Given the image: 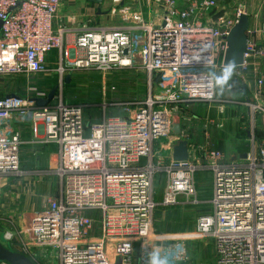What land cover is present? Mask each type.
I'll list each match as a JSON object with an SVG mask.
<instances>
[{
  "label": "built area",
  "instance_id": "1",
  "mask_svg": "<svg viewBox=\"0 0 264 264\" xmlns=\"http://www.w3.org/2000/svg\"><path fill=\"white\" fill-rule=\"evenodd\" d=\"M153 1L163 10L159 24L136 16L131 23L89 27L71 49L65 29L54 26L61 0H0L1 74L46 73L49 54L58 51L60 82L75 68L139 65L159 89L138 105L127 102L124 116L104 114L95 121L85 119L82 105L63 98L39 105L49 92L36 87L27 96L0 97V177L21 174L24 142L16 121L28 122L34 139L43 135V143L59 147V194L47 198L24 231L13 233L0 224L7 241L2 243L35 264H55L54 259L57 264H148L150 250L170 264L184 259L181 243L162 245L154 234L155 174L165 173L163 204L173 205L196 196L195 173L203 168L212 173V196L208 212L198 216V236L215 241L217 264H264V141L242 162L227 159L208 142L188 147L185 160L173 157L174 145L185 140L172 134L173 117L194 104L216 101L209 74L223 66L227 37L246 6L232 17L219 8V0ZM247 49L264 57V42L248 39ZM249 55L241 65L245 70ZM257 83L261 93L264 82ZM161 138L168 155L154 152ZM2 220L11 219L0 215Z\"/></svg>",
  "mask_w": 264,
  "mask_h": 264
},
{
  "label": "rangeland",
  "instance_id": "2",
  "mask_svg": "<svg viewBox=\"0 0 264 264\" xmlns=\"http://www.w3.org/2000/svg\"><path fill=\"white\" fill-rule=\"evenodd\" d=\"M179 2L184 4L186 1ZM246 4L247 0H219V8H224V5L229 6L232 10V13H230L232 17L240 5L246 6ZM53 52L55 58L49 61L48 72L31 75L7 73V76L2 79L0 84L4 85L6 92L23 96H27L29 90L33 87L48 92L51 88L57 87L54 95L55 99L52 103H58V99L63 98V101L82 105L87 121L100 120L104 117V114L107 116H124L126 114L124 106L127 102L138 105L135 102L146 101L150 96H155L159 93L155 80L139 65L114 69L112 71H98L94 68H75L72 71H68L60 82L59 72L57 71L60 54L58 51ZM67 76H70L69 82L66 81ZM224 93L226 97L230 96V91L227 88L224 89ZM236 96L238 95L236 94ZM214 103L216 104V102H212V104ZM207 105L198 107L197 104H194L184 108L182 113L178 114L180 127L186 140L189 139L192 142V146L205 145L208 142L211 144L209 147L220 149L209 139L204 141L203 136L207 137L202 132V121L198 122L196 120V115L203 114ZM248 121L250 122L251 120L249 119ZM246 126L251 130L250 124ZM236 128L233 132H235ZM229 129L231 130V127ZM162 143H166L165 138L156 140L154 152L161 151L162 154L168 155V151L161 150ZM226 145L232 147L230 141H226ZM37 154L38 152L32 151L29 146H24L20 150V170L27 169L30 171L34 168L36 169L35 156ZM156 160L157 158H155ZM239 161L242 162V160ZM55 174H40L32 185L19 194V197L23 196V198L19 199V206H34L37 202L44 201L45 198L53 196L57 190H60V181ZM195 181L197 187L195 197H181L178 203L165 205L163 201L166 176L163 171L155 174L154 200L156 205L153 215L154 234L159 237L162 245L181 243L186 252L184 259H175L173 264H217L215 241L211 238H201L198 235L193 236V233L197 234L196 222L198 216L209 210L208 201L212 196V173L206 168L200 169L195 173ZM3 192L6 195L5 189L4 191L1 190L0 201ZM6 218L8 219L9 216H6ZM1 225L3 226V224ZM2 242L7 243L4 239H2ZM45 254L49 256L51 249H46ZM174 257L173 255L171 260ZM42 261H46V259L44 258ZM57 262V259H54V263L57 264ZM44 264L49 263L46 261Z\"/></svg>",
  "mask_w": 264,
  "mask_h": 264
},
{
  "label": "crops",
  "instance_id": "3",
  "mask_svg": "<svg viewBox=\"0 0 264 264\" xmlns=\"http://www.w3.org/2000/svg\"><path fill=\"white\" fill-rule=\"evenodd\" d=\"M179 1L185 2L186 0ZM224 10L227 13L232 12L227 5H224ZM246 13L249 17L248 39L259 45L264 42V33L261 30L264 24V0H247ZM136 16L144 22L157 25L163 18V10L153 0H103L100 3L91 0H61L54 26L56 30L65 29L66 48L74 49L76 37L83 29L131 23L134 22ZM78 54L82 55L83 53L78 51ZM53 55L54 52L49 54L48 63L55 58ZM247 63V70L241 66L234 67L230 85L226 86L230 91V96L226 97L224 90L221 92L216 89V104H197L198 107L208 104L203 114L196 115V120L198 122L201 120L203 124L202 132L207 137L203 136L204 141L209 139L230 160H245L246 154L254 147L258 151L264 141V83L261 93H258L257 83L259 79L264 82V57L252 53L247 57ZM224 67L218 66L215 73L219 74ZM6 76V73H0V82ZM11 94L6 92L4 85L0 84V97ZM246 123L251 125V130L247 128ZM15 128L24 142L20 149L29 146L32 151H37L38 154L35 156L36 169L30 171L25 169L21 170L20 175L0 177V193L4 189L6 192V195L4 192L1 194L0 215L3 218L9 216L11 219L8 222L2 220L0 224L13 233H16L17 229L24 231L34 212L42 209L47 200L45 198L44 201L37 202L34 206L25 205L22 207L19 206V199L23 196L19 197V194L32 185L40 174H54L59 163L57 144L43 143L40 139L43 138V135L34 139L28 122L16 121ZM235 128L236 130L233 132ZM181 129L180 127L179 135L182 134L185 137ZM187 141L189 147L195 148L189 139ZM226 141H230L232 147H228ZM53 165H56V168H53ZM55 175L59 180L58 175ZM58 191L51 197L59 194ZM197 235L193 233V236ZM11 243L16 249L19 248L15 239Z\"/></svg>",
  "mask_w": 264,
  "mask_h": 264
},
{
  "label": "water",
  "instance_id": "4",
  "mask_svg": "<svg viewBox=\"0 0 264 264\" xmlns=\"http://www.w3.org/2000/svg\"><path fill=\"white\" fill-rule=\"evenodd\" d=\"M97 3L103 0H91ZM2 22L0 21V28ZM248 31H249V17L246 11L240 16L238 22L231 29L229 36L227 37V49L223 59V66L231 63L233 67L241 66L245 61V54L250 53L247 49L248 46ZM127 53V50H125ZM70 76L66 77V81L69 82ZM57 87L50 90L46 98H40L38 100L39 105L48 104L56 93ZM180 118L178 115L173 117L172 134L180 133ZM188 141L179 140L173 147V157L175 160H185L188 158ZM56 168V165H53ZM3 236L0 234V262L7 261L10 264H35L27 256L15 251L11 246H5L2 243Z\"/></svg>",
  "mask_w": 264,
  "mask_h": 264
},
{
  "label": "clouds",
  "instance_id": "5",
  "mask_svg": "<svg viewBox=\"0 0 264 264\" xmlns=\"http://www.w3.org/2000/svg\"><path fill=\"white\" fill-rule=\"evenodd\" d=\"M234 67L231 63L226 65L219 74L210 73L209 79L213 82L216 89L223 91L228 86L233 75ZM148 264H169L166 256H162L159 252L150 250L147 253Z\"/></svg>",
  "mask_w": 264,
  "mask_h": 264
},
{
  "label": "flooded vegetation",
  "instance_id": "6",
  "mask_svg": "<svg viewBox=\"0 0 264 264\" xmlns=\"http://www.w3.org/2000/svg\"><path fill=\"white\" fill-rule=\"evenodd\" d=\"M51 89H52V88H51ZM51 89H50V90H51ZM50 90H49V92H50Z\"/></svg>",
  "mask_w": 264,
  "mask_h": 264
}]
</instances>
